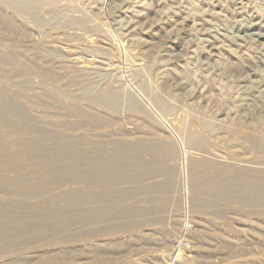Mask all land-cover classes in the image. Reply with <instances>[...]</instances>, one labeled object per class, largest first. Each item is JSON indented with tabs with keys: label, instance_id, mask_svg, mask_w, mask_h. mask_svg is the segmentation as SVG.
<instances>
[{
	"label": "rangeland",
	"instance_id": "obj_1",
	"mask_svg": "<svg viewBox=\"0 0 264 264\" xmlns=\"http://www.w3.org/2000/svg\"><path fill=\"white\" fill-rule=\"evenodd\" d=\"M0 264H264V0H0Z\"/></svg>",
	"mask_w": 264,
	"mask_h": 264
}]
</instances>
